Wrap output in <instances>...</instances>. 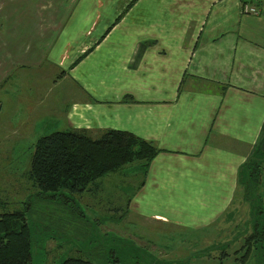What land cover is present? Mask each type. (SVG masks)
<instances>
[{
    "label": "crops",
    "instance_id": "1",
    "mask_svg": "<svg viewBox=\"0 0 264 264\" xmlns=\"http://www.w3.org/2000/svg\"><path fill=\"white\" fill-rule=\"evenodd\" d=\"M34 70L65 88L35 103L59 130L158 149L131 208L200 231L233 216L264 149V0H0V87Z\"/></svg>",
    "mask_w": 264,
    "mask_h": 264
},
{
    "label": "rangeland",
    "instance_id": "2",
    "mask_svg": "<svg viewBox=\"0 0 264 264\" xmlns=\"http://www.w3.org/2000/svg\"><path fill=\"white\" fill-rule=\"evenodd\" d=\"M34 71L27 72L24 81L12 73L0 87V213L23 209L32 196L27 218L33 264H57L82 254L107 264H264V245L253 237L264 226V162L255 183L248 184L241 172L246 185L237 188L233 216L219 218L202 231L167 226L146 216L138 205L131 208L142 184L144 160L106 174L89 191H63L70 200H37L38 190L28 179L35 142L61 124L57 113L44 112L45 106L37 108L35 103L45 97L59 100L65 88L48 90V79ZM259 150L264 156V149ZM255 151L248 162L257 158ZM110 255L119 261L103 260Z\"/></svg>",
    "mask_w": 264,
    "mask_h": 264
},
{
    "label": "trees",
    "instance_id": "3",
    "mask_svg": "<svg viewBox=\"0 0 264 264\" xmlns=\"http://www.w3.org/2000/svg\"><path fill=\"white\" fill-rule=\"evenodd\" d=\"M157 151L152 143L128 131L105 129L97 138H92L85 129L55 130L36 140L28 179L38 190L34 193L37 200L59 199L61 196L70 200L63 191L71 194L89 191L92 186L97 187L106 174L120 170L125 164L144 160L147 166ZM255 154H258L257 158L252 163L245 161L241 169L248 184L258 180L264 162L262 152L256 150ZM240 180L245 187L246 181H242L241 174ZM245 189L248 192V188ZM30 196L23 209L0 213V264H33L32 234L27 218L32 209ZM76 209L80 216H84L79 207ZM253 237L264 245V226ZM94 259V255L82 254L68 256L57 264L108 263ZM103 260L119 261L112 255Z\"/></svg>",
    "mask_w": 264,
    "mask_h": 264
},
{
    "label": "built area",
    "instance_id": "4",
    "mask_svg": "<svg viewBox=\"0 0 264 264\" xmlns=\"http://www.w3.org/2000/svg\"><path fill=\"white\" fill-rule=\"evenodd\" d=\"M243 11L250 14H257L259 12L256 5H245Z\"/></svg>",
    "mask_w": 264,
    "mask_h": 264
}]
</instances>
